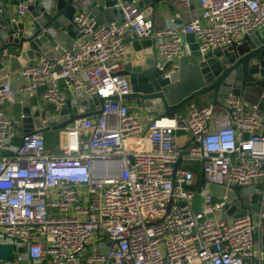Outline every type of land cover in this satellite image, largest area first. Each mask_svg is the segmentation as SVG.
I'll return each instance as SVG.
<instances>
[{
    "label": "built area",
    "instance_id": "1",
    "mask_svg": "<svg viewBox=\"0 0 264 264\" xmlns=\"http://www.w3.org/2000/svg\"><path fill=\"white\" fill-rule=\"evenodd\" d=\"M41 1L53 4L15 0L14 14L24 19ZM199 2L201 15L180 25L170 18L164 28L139 0H115L121 22L99 24L87 9L77 11L72 23L82 35L71 47L49 27L56 55L0 86V244L14 248L2 264H264V113L230 95L156 116L147 130L141 106L123 98L131 92L122 72L134 40H154L167 77L191 52L186 34L205 54L264 28V0ZM94 97L103 99L101 114L47 129L68 100L74 112ZM35 99L42 127L25 133ZM17 101L30 109L19 119L3 109ZM48 130L59 140L53 149ZM234 185L244 190L243 207L228 215L235 197L210 188Z\"/></svg>",
    "mask_w": 264,
    "mask_h": 264
},
{
    "label": "water",
    "instance_id": "2",
    "mask_svg": "<svg viewBox=\"0 0 264 264\" xmlns=\"http://www.w3.org/2000/svg\"><path fill=\"white\" fill-rule=\"evenodd\" d=\"M156 2L139 0L138 5L148 15L156 8ZM83 9H87L99 24L123 21V10L115 6V0H53L49 8L41 1L29 7V20L17 18L8 5L0 7V86L8 82L11 73L36 58L47 57L50 35L45 30L49 27L57 30L66 41L70 37H80L82 34L72 23V18ZM185 39L191 43V52L178 61V69L169 71L167 77L164 75L167 66L164 69L157 66L154 40H134L126 50L122 74L128 75L131 92L123 98L139 101L145 111L143 118L148 123L147 130L156 116L172 117L201 96H207L213 104L230 95L241 96L264 113V30L250 32L239 44L215 48L205 54L199 52L193 33L186 34ZM73 42L70 41L68 46L71 47ZM102 104L103 99L97 97L83 100L73 112L68 100L61 115L48 117L47 129L51 126L53 129L64 128L76 119L101 114ZM31 113L33 122L25 126V133L42 127L38 107L32 106ZM231 188L235 191V203L226 206L228 215L243 207V188L239 185ZM245 212L242 210L235 216L240 217ZM261 244L264 251V233ZM13 257V246L0 244V264Z\"/></svg>",
    "mask_w": 264,
    "mask_h": 264
},
{
    "label": "crops",
    "instance_id": "3",
    "mask_svg": "<svg viewBox=\"0 0 264 264\" xmlns=\"http://www.w3.org/2000/svg\"><path fill=\"white\" fill-rule=\"evenodd\" d=\"M156 8L149 13L148 15L150 17L153 18L154 23L156 25V27L158 28H164L165 26H167L169 24V20L170 18H175V23L177 25L180 24H185L190 22V20L195 17V16H199L202 13V7L201 4L199 2V0H191V4L188 7H185L183 5H181L180 0H156ZM8 5L12 8L13 13L15 11L14 7H15V0H0V7ZM179 14V16L177 17L176 14ZM30 12L27 15V17L25 18L26 20H29L30 18ZM261 30V29H259ZM61 41L63 42L64 46H67L70 44V41L75 40L73 37H70L69 41H66L65 39H63L62 37H60ZM57 53V51L55 50H50L47 52V57L52 58L53 56H55ZM132 59L134 58V55L131 57ZM37 60H39V58H36ZM15 84V82H14ZM203 98H207L203 99ZM199 102L201 100H206L204 102L208 103L211 101L210 98L206 97V96H202L200 98L197 99ZM129 102L137 105L139 108L141 106V104L139 103L138 100L136 99H128ZM203 102V101H202ZM41 99H35L33 101V103L31 105L36 106L38 104H41ZM36 104V105H34ZM187 104L185 106H183L182 108H180L179 110L181 112H184L187 110ZM3 109L10 115L15 116L17 119H19L20 114L22 112H26V114H29V107L27 104L25 105H21L20 102H16L14 104H9V105H4ZM142 110V109H141ZM143 112H145L144 110H142ZM22 126V123L21 125Z\"/></svg>",
    "mask_w": 264,
    "mask_h": 264
},
{
    "label": "rangeland",
    "instance_id": "4",
    "mask_svg": "<svg viewBox=\"0 0 264 264\" xmlns=\"http://www.w3.org/2000/svg\"><path fill=\"white\" fill-rule=\"evenodd\" d=\"M262 30H264V28H262L260 31H262ZM201 97H202V96H201ZM206 97H207V96H206ZM203 99H206V100H207V98H203ZM206 100H201L200 103H201V104H202V103H206V102H204V101H206ZM202 101H203V102H202ZM52 132H55V131L48 130V131L45 132V137H46V139H47V144H48V147H49L50 149H53L54 146H55V144L59 142L58 138H56V139L51 138V139H50V136L52 135ZM53 136H54V133H53ZM189 137H190L189 133H186V139H189ZM179 143H181V144L186 143V142H185V139H179ZM210 190H212V191L217 195L218 198L225 197V198H227L228 200H233L234 197H235V191H234L231 187H225V186H221V187H219V186H212V187L210 188Z\"/></svg>",
    "mask_w": 264,
    "mask_h": 264
},
{
    "label": "trees",
    "instance_id": "5",
    "mask_svg": "<svg viewBox=\"0 0 264 264\" xmlns=\"http://www.w3.org/2000/svg\"><path fill=\"white\" fill-rule=\"evenodd\" d=\"M191 102H194L197 105L205 104V103L201 104L197 99L196 100H192ZM187 167L191 168L193 171L199 172L198 166L196 164H187ZM258 199H259L258 197L255 198V200H258Z\"/></svg>",
    "mask_w": 264,
    "mask_h": 264
}]
</instances>
